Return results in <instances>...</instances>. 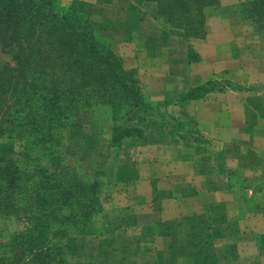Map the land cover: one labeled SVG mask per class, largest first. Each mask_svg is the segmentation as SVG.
Listing matches in <instances>:
<instances>
[{
	"label": "crops",
	"instance_id": "0c3cea01",
	"mask_svg": "<svg viewBox=\"0 0 264 264\" xmlns=\"http://www.w3.org/2000/svg\"><path fill=\"white\" fill-rule=\"evenodd\" d=\"M63 1L84 7L145 96L178 121L176 133L168 124L145 143L123 140L134 149L129 206L147 207L151 226L137 209L129 216L149 232L154 264H264V31L239 13L256 0H219L204 38L164 27L143 0ZM211 81L225 88L179 101Z\"/></svg>",
	"mask_w": 264,
	"mask_h": 264
},
{
	"label": "trees",
	"instance_id": "16d2710c",
	"mask_svg": "<svg viewBox=\"0 0 264 264\" xmlns=\"http://www.w3.org/2000/svg\"><path fill=\"white\" fill-rule=\"evenodd\" d=\"M143 1L154 3L158 20L187 38H204L207 11L219 4V0ZM239 13L264 31V0L242 4ZM0 52L13 63L0 66V138L12 139L21 129L39 150H47L55 126L74 121L82 109L97 107L111 113L112 142L141 134L116 123L123 120L127 106L146 109L149 101L134 72L123 68L109 39L95 29L89 13L64 7L61 0H0ZM213 85L211 81L192 89L179 101L202 98L215 89ZM35 172L41 178L43 199L33 207L21 201V168L0 157V217L24 220L8 247L16 250L20 264H74L67 246L52 234L93 225L101 210L99 183L67 167L49 173L38 160Z\"/></svg>",
	"mask_w": 264,
	"mask_h": 264
},
{
	"label": "rangeland",
	"instance_id": "374dc122",
	"mask_svg": "<svg viewBox=\"0 0 264 264\" xmlns=\"http://www.w3.org/2000/svg\"><path fill=\"white\" fill-rule=\"evenodd\" d=\"M62 5L88 13L78 4L67 5L63 1ZM230 11L228 9L226 13ZM161 25L166 27L162 22ZM3 63L13 64L9 55L0 52V66ZM220 79L225 81L224 76ZM213 86L216 90L225 88V84L220 82ZM147 100L149 104L146 109L134 105L124 109L126 114L123 120L116 124L124 129H138L141 134L127 136L119 142H112L114 124L109 109L103 107L82 109L74 121L62 122V125L55 126L51 139L46 143L49 147L47 150H39L21 129L17 130L12 139L0 138L1 159L14 161L23 172L24 195L21 201L29 206H40L43 199L41 178L35 172L37 160L49 173L67 167L99 183L98 198L101 210L93 225L78 231L57 230L52 234V239L67 246V254L74 264L155 263L153 252L148 250L151 249L152 243L149 232L143 228L139 235L140 226L132 228L134 223L129 212H134L137 207L129 206L133 201L124 179L132 161L133 152L130 151L134 149L130 147L129 152L126 151L128 148L123 146V140L133 138L138 143H145L153 132L168 124L175 129L172 133H176L178 121L172 116L168 104L163 106L151 102L148 98ZM181 125L183 130L185 125ZM260 171L261 168L257 170V178L258 182L262 183ZM149 211L145 206L137 209L141 215V224L148 227L151 226ZM23 227L24 220L21 218L0 217V264H20V256L15 254L16 250L8 247V241L13 233Z\"/></svg>",
	"mask_w": 264,
	"mask_h": 264
},
{
	"label": "built area",
	"instance_id": "2783aa9c",
	"mask_svg": "<svg viewBox=\"0 0 264 264\" xmlns=\"http://www.w3.org/2000/svg\"><path fill=\"white\" fill-rule=\"evenodd\" d=\"M262 183L264 184V172L262 174Z\"/></svg>",
	"mask_w": 264,
	"mask_h": 264
}]
</instances>
